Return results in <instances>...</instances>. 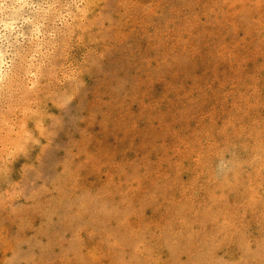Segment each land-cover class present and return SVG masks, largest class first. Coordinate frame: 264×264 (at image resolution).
Listing matches in <instances>:
<instances>
[{
    "label": "rangeland",
    "instance_id": "rangeland-1",
    "mask_svg": "<svg viewBox=\"0 0 264 264\" xmlns=\"http://www.w3.org/2000/svg\"><path fill=\"white\" fill-rule=\"evenodd\" d=\"M0 264H264V0H0Z\"/></svg>",
    "mask_w": 264,
    "mask_h": 264
},
{
    "label": "bare ground",
    "instance_id": "bare-ground-1",
    "mask_svg": "<svg viewBox=\"0 0 264 264\" xmlns=\"http://www.w3.org/2000/svg\"><path fill=\"white\" fill-rule=\"evenodd\" d=\"M1 61V60H0Z\"/></svg>",
    "mask_w": 264,
    "mask_h": 264
}]
</instances>
